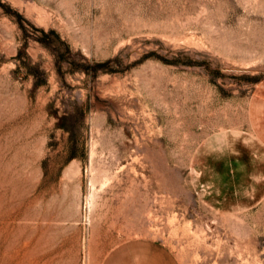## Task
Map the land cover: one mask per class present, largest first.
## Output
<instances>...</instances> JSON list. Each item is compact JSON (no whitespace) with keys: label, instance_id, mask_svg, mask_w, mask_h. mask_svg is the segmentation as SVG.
<instances>
[{"label":"rangeland","instance_id":"rangeland-1","mask_svg":"<svg viewBox=\"0 0 264 264\" xmlns=\"http://www.w3.org/2000/svg\"><path fill=\"white\" fill-rule=\"evenodd\" d=\"M0 264H264V0H0Z\"/></svg>","mask_w":264,"mask_h":264}]
</instances>
